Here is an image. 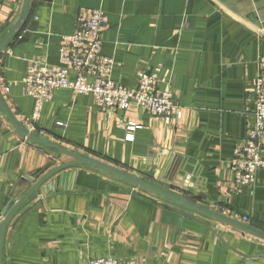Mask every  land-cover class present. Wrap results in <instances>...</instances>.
Segmentation results:
<instances>
[{
    "label": "crops",
    "instance_id": "1",
    "mask_svg": "<svg viewBox=\"0 0 264 264\" xmlns=\"http://www.w3.org/2000/svg\"><path fill=\"white\" fill-rule=\"evenodd\" d=\"M18 9L16 0H0V38ZM91 9L107 14L102 54L113 59L115 82L134 87L140 71L160 65L158 85L181 110L173 124L136 104L98 108L91 95L69 89L54 91L32 120L33 100L21 83L27 64L59 65L62 36ZM27 21L25 28L37 23L29 40L13 39L0 53V94L17 121L264 230V168L238 191L230 169L233 149L253 121L264 0H33ZM129 123L136 126L132 140L125 137ZM68 160L21 135L0 109V212L33 186L26 175ZM72 169L66 187L45 193L42 185L12 217L2 264H87L105 256L121 264H248L250 255H261L251 260L264 264V240L214 220L206 222L230 247L207 229L182 230L161 221L158 196L93 166L65 172Z\"/></svg>",
    "mask_w": 264,
    "mask_h": 264
},
{
    "label": "built area",
    "instance_id": "2",
    "mask_svg": "<svg viewBox=\"0 0 264 264\" xmlns=\"http://www.w3.org/2000/svg\"><path fill=\"white\" fill-rule=\"evenodd\" d=\"M107 14L91 9L75 19V29L63 35L59 47V65L53 66L40 60H31L21 79L25 92L33 100L32 120L36 119L44 103L50 101L54 91L69 89L75 93L88 94L98 108L126 110L131 104L160 117L165 124H173L180 118L181 110L174 103L171 92L159 87L160 65L151 73L140 71L134 87H126L112 78L113 59L102 54V31ZM20 35L18 36V38ZM259 73L254 88L253 121L247 128L245 139L237 144L230 159L234 173L235 190L256 182L257 171L264 168V53L258 59ZM5 93L9 86L4 85ZM135 125L129 123L125 135L133 139L130 131ZM243 219H246L243 216ZM87 264H121L116 258L105 256L90 258Z\"/></svg>",
    "mask_w": 264,
    "mask_h": 264
},
{
    "label": "water",
    "instance_id": "3",
    "mask_svg": "<svg viewBox=\"0 0 264 264\" xmlns=\"http://www.w3.org/2000/svg\"><path fill=\"white\" fill-rule=\"evenodd\" d=\"M18 2L19 9L17 15L14 18L13 24L10 29L0 38V53L5 49L7 44L15 38L18 31L26 23L30 14V8L32 6L33 0H16V5ZM36 25L37 23L35 21L30 22V24L24 29L23 33L18 38V43L28 41L31 33L35 32ZM0 109L9 123L21 135L39 145L45 146L54 152L64 154L70 158V160L50 168L45 173H43L45 168H41L37 169L34 173L26 175L25 178L33 183V186L29 188L16 202L13 201L14 204L6 213L3 214V212H0V218L2 217L0 220V264H2V248L6 227L19 208L24 205L33 195L37 194L39 188L42 185H44L43 192L45 193L48 191H54L56 184H61L63 186V183L65 182L66 187L68 178L71 180L76 171L72 169L70 172H65V170L80 165L93 166L122 181L158 196L161 199L159 205L161 206L160 218L162 222L171 224L196 235H201L204 229L216 234L211 225L206 222V220H214L235 228L243 233L264 240V230L258 229L239 219L223 214L206 204L190 198L189 196H184L178 192L167 189L144 177L134 175L106 162L89 157L85 154H81L77 151L70 150L69 148H66L65 146H62L56 142L42 138L17 121L1 94ZM166 184L171 185L170 183ZM176 188L180 187L176 186ZM216 236L223 244L230 247L219 235L216 234ZM257 256L261 255L248 256L249 259L247 263L254 264L255 262H253L251 259H254Z\"/></svg>",
    "mask_w": 264,
    "mask_h": 264
},
{
    "label": "trees",
    "instance_id": "4",
    "mask_svg": "<svg viewBox=\"0 0 264 264\" xmlns=\"http://www.w3.org/2000/svg\"><path fill=\"white\" fill-rule=\"evenodd\" d=\"M28 22V21H27ZM26 22V23H27ZM25 29V25L18 31L17 35L15 36L14 40H18V36L22 34L23 30Z\"/></svg>",
    "mask_w": 264,
    "mask_h": 264
}]
</instances>
